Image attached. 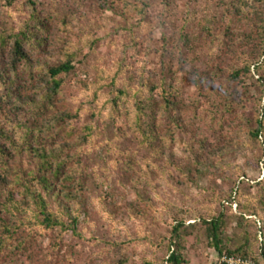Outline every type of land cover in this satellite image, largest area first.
<instances>
[{"label":"rangeland","instance_id":"obj_1","mask_svg":"<svg viewBox=\"0 0 264 264\" xmlns=\"http://www.w3.org/2000/svg\"><path fill=\"white\" fill-rule=\"evenodd\" d=\"M262 18L264 0H0V159L21 176L54 150L81 191L75 231L25 228L0 264H166L180 222L183 264H218L219 215L222 253L264 264V87L244 69Z\"/></svg>","mask_w":264,"mask_h":264},{"label":"trees","instance_id":"obj_2","mask_svg":"<svg viewBox=\"0 0 264 264\" xmlns=\"http://www.w3.org/2000/svg\"><path fill=\"white\" fill-rule=\"evenodd\" d=\"M261 24L264 19L260 20ZM264 24L260 27L258 45L255 53L249 59L244 69L250 73L253 67V73L257 76V82L264 87ZM262 34V36H261ZM26 39V34L19 32L13 41L12 51L15 58L24 60L22 51V42ZM73 69L71 63H64L55 68H50L48 74L52 82V92L55 93L60 88V83L56 78L62 74H67ZM236 77L240 72L233 73ZM262 96L259 99L261 102ZM262 118L257 119L256 127L250 132V136L258 141L263 136V120H264V105L261 109ZM28 147H30L28 145ZM33 152L36 157L35 172H25L20 176L17 169L9 168L7 161H2L0 164V191L3 192V202L0 204L2 210L7 214L3 219L4 228L0 232V247H6L8 240H17V246L22 247L23 241L27 236H24L25 228L43 227L46 230L59 227L62 230L66 229L64 219L70 221L69 226H72L75 231L79 221V215H75V204L80 202L81 191L78 188L79 177L76 171L73 174V183L67 185V181L71 180V176L66 172L65 160L60 156L57 157L52 152L47 153L45 150L38 151L30 148L28 152ZM264 154V153H263ZM0 155L4 156V152L0 147ZM15 188H13V186ZM12 187V189H11ZM248 215V216H247ZM256 217L255 211L249 210L246 207L239 214V219L243 220L246 217ZM250 220V219H249ZM210 227L211 240L214 242L215 250L221 257L222 246L220 234L224 227V221L220 215L212 218L209 223L203 221ZM68 226V227H69ZM177 227L172 229V238L174 242L168 248V256L166 264H183L179 250L181 245V236L179 230L184 226L182 222L176 224ZM247 241L243 245L237 247L234 251L226 250V255L231 257H240L251 259L248 256ZM264 255V254H263ZM253 260V259H252ZM255 261V260H253ZM256 263V261H255ZM149 264V263H148ZM257 264V263H256Z\"/></svg>","mask_w":264,"mask_h":264},{"label":"built area","instance_id":"obj_3","mask_svg":"<svg viewBox=\"0 0 264 264\" xmlns=\"http://www.w3.org/2000/svg\"><path fill=\"white\" fill-rule=\"evenodd\" d=\"M218 264H256L252 259H244L240 257H231L223 254Z\"/></svg>","mask_w":264,"mask_h":264}]
</instances>
